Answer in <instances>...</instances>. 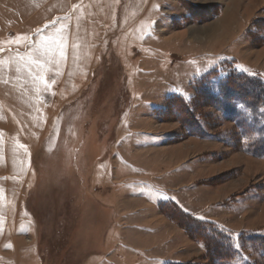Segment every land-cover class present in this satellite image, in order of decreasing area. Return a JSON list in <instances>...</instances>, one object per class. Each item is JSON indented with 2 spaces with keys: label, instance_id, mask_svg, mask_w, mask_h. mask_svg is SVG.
Here are the masks:
<instances>
[{
  "label": "rangeland",
  "instance_id": "1",
  "mask_svg": "<svg viewBox=\"0 0 264 264\" xmlns=\"http://www.w3.org/2000/svg\"><path fill=\"white\" fill-rule=\"evenodd\" d=\"M225 60L223 70L234 64L264 81V0H0V264H113L111 209L89 165L119 128L166 130L168 144L204 141L201 166L214 168L193 189L227 192L221 212L240 228L230 229L235 238L264 235V156L249 152L253 137L236 122L249 123V109L225 110L188 84ZM171 93L192 96L189 109L155 114ZM27 153L34 180L17 186ZM26 219L31 233L13 229ZM193 241L201 249L182 262L213 264ZM236 247V264H264V250ZM121 253L119 264H150Z\"/></svg>",
  "mask_w": 264,
  "mask_h": 264
},
{
  "label": "crops",
  "instance_id": "2",
  "mask_svg": "<svg viewBox=\"0 0 264 264\" xmlns=\"http://www.w3.org/2000/svg\"><path fill=\"white\" fill-rule=\"evenodd\" d=\"M125 119H122L123 126H126ZM129 128L116 129L120 139L107 145L106 154L100 159L94 158L89 165L92 169L89 182L96 192L100 191V199L111 209L105 247L115 251V258H109V263L119 264L127 259L125 253L119 254L124 251L134 254L135 263L155 264L159 260L166 264L197 256L194 250L201 247L159 209L160 202H174L198 219L212 220L232 230L240 229L228 223L221 212L224 209L220 202L227 199L226 191L193 189L195 180L209 178L214 168L208 163L201 166L204 162L199 159V153L208 148L204 141L188 139L179 144H168L166 130ZM88 150L95 152L96 145L89 144ZM29 163L27 153L25 168L16 169L12 183L18 186L34 180ZM132 183L144 184L145 190H134ZM109 184L121 185L122 189L114 191L101 187ZM23 187L16 190L22 192ZM154 192L164 196L160 198ZM182 192L185 194L179 195ZM22 214H14V223ZM31 225L26 219L25 224H16L13 229L31 233Z\"/></svg>",
  "mask_w": 264,
  "mask_h": 264
},
{
  "label": "trees",
  "instance_id": "3",
  "mask_svg": "<svg viewBox=\"0 0 264 264\" xmlns=\"http://www.w3.org/2000/svg\"><path fill=\"white\" fill-rule=\"evenodd\" d=\"M225 64L226 60L221 61L214 68L195 77L189 85L195 94L194 96L197 93H201V95L206 93L205 99L211 100L212 98L214 101L217 100L225 110L230 111L231 106L236 111L244 108L249 109L250 115L247 117L249 123H245L241 119H238L239 121L235 119V121L239 122V130L243 134L246 133L247 136L253 137L251 141L252 150L249 152L256 150L254 153L259 151L260 155L264 156V81L255 78L246 71L238 70L234 64L231 69L223 70ZM217 72H222L221 74L223 75L217 82L216 87L213 88L211 87V80ZM167 101L168 105L166 108L154 109L155 114L158 112L160 115L164 113L168 117L172 113L180 114L178 112L179 108L186 107V109H189L193 97L171 93ZM234 110L231 114L236 113ZM247 131L250 133H247ZM158 206L165 215L181 227L193 240L201 244L204 251L209 255L207 259L213 264L238 263L241 255L239 248L236 247L237 245L244 246L247 243L253 248L264 250V235L262 234L243 235L242 231H240L235 238L230 229L227 230L212 220L198 219L184 211L174 202H160ZM166 264H196V262H168ZM244 264L250 263L245 261Z\"/></svg>",
  "mask_w": 264,
  "mask_h": 264
}]
</instances>
